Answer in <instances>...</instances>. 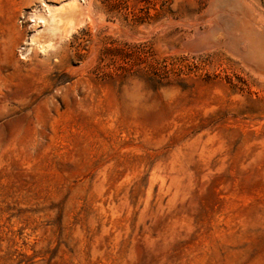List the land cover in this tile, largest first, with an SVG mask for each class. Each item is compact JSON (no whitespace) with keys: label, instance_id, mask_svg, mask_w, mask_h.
Segmentation results:
<instances>
[{"label":"rangeland","instance_id":"rangeland-1","mask_svg":"<svg viewBox=\"0 0 264 264\" xmlns=\"http://www.w3.org/2000/svg\"><path fill=\"white\" fill-rule=\"evenodd\" d=\"M65 1L0 0V264H264V0Z\"/></svg>","mask_w":264,"mask_h":264},{"label":"bare ground","instance_id":"bare-ground-1","mask_svg":"<svg viewBox=\"0 0 264 264\" xmlns=\"http://www.w3.org/2000/svg\"><path fill=\"white\" fill-rule=\"evenodd\" d=\"M83 15H84V12H83L82 7L79 5V3L76 0H70V1H65L54 7H49V18H45L41 16L39 17V19L44 25L47 22V23L53 24L58 29L72 30L82 19ZM47 27L49 26L47 25ZM250 28L251 27L249 26L248 23L243 24V31H245L246 33V35H243V36H244V39H247V42H248V53H247L246 58L249 61L255 63L257 65V68L261 70V73L264 74V31L262 32L257 31L258 32L257 33L256 31L253 32L252 29ZM38 31H40L39 33L41 34V31L43 30L39 29L38 27L37 32ZM45 31L46 32L48 31V34H49V31H51V29L47 28ZM70 32L71 31H69L68 33ZM255 33H257L258 35H256ZM42 35H43L42 37H46L44 36L45 33Z\"/></svg>","mask_w":264,"mask_h":264}]
</instances>
